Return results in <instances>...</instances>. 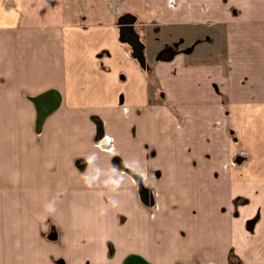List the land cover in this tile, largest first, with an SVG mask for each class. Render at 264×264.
Listing matches in <instances>:
<instances>
[{
  "label": "crops",
  "instance_id": "obj_1",
  "mask_svg": "<svg viewBox=\"0 0 264 264\" xmlns=\"http://www.w3.org/2000/svg\"><path fill=\"white\" fill-rule=\"evenodd\" d=\"M263 135L264 0H0V264H264Z\"/></svg>",
  "mask_w": 264,
  "mask_h": 264
},
{
  "label": "water",
  "instance_id": "obj_2",
  "mask_svg": "<svg viewBox=\"0 0 264 264\" xmlns=\"http://www.w3.org/2000/svg\"><path fill=\"white\" fill-rule=\"evenodd\" d=\"M129 17L128 15L126 17H123L124 22H126L124 24L123 27H121V36L123 37V41L127 42L129 44V46L132 48V51L134 53L135 58L137 59L138 63L140 64L141 67H145L146 65V60H145V56H144V46L142 44V42L139 40L138 35L136 34V32L133 29V26L131 24V20H127ZM128 23V24H127ZM133 23V21H132ZM54 95V94H52ZM45 96H43L42 98L37 99V105H38V111H39V118L42 119L45 114L47 113V111L49 109H53L54 108V104L57 102V97H52V101L50 103V108L47 110L46 108H43L42 105V100L47 98L48 95L44 98ZM241 158L237 159V163H241ZM116 165H118V167L123 168L122 165H120L119 163H117ZM139 194L141 197V200L145 203V204H149L153 203V198L148 194V191L142 187V185L139 183ZM124 262H126V264H137L135 262H138V264H148L146 260H144L143 258H140L138 256H128Z\"/></svg>",
  "mask_w": 264,
  "mask_h": 264
},
{
  "label": "rangeland",
  "instance_id": "obj_3",
  "mask_svg": "<svg viewBox=\"0 0 264 264\" xmlns=\"http://www.w3.org/2000/svg\"><path fill=\"white\" fill-rule=\"evenodd\" d=\"M123 20V18H121L119 21H122ZM141 39V38H140ZM141 42H142V40H140ZM155 42H153V41H151L150 42V44H151V46L153 47V44H154ZM143 44V43H142ZM155 48V47H154ZM148 51V50H147ZM143 52H144V50H143ZM134 54V53H133ZM144 56H145V53H144ZM145 60H146V57H145ZM145 69H147V62H146V65H145V67H144ZM152 90H153V88H152ZM151 92H153V91H151ZM154 93V92H153ZM155 95L156 96H160V92L159 93H155ZM231 132H232V130L229 128L228 130H227V133H228V135H229V138L231 139L230 141H233V139H234V136H233V134H231ZM264 136V135H263ZM263 136H261L257 141L258 142H260V140L263 138ZM261 148H264V147H258V149H261ZM240 153H234V155H232L230 158H229V160H228V162L229 163H233V164H235V160H236V158H237V156L239 155ZM246 157V156H245ZM239 158V157H238ZM115 162L116 163H119L117 160H115ZM120 164V163H119ZM117 168H119L118 167V165H116V164H114ZM237 165V164H236ZM121 169H123V168H121ZM263 175V174H262ZM152 193H153V191H152ZM140 195V194H139ZM144 203V202H143ZM145 204V203H144ZM146 206H148V207H151V206H154L153 205V203H150L149 202V204H145Z\"/></svg>",
  "mask_w": 264,
  "mask_h": 264
},
{
  "label": "clouds",
  "instance_id": "obj_4",
  "mask_svg": "<svg viewBox=\"0 0 264 264\" xmlns=\"http://www.w3.org/2000/svg\"><path fill=\"white\" fill-rule=\"evenodd\" d=\"M114 183H118V181L117 182H114ZM48 208H49V210H54V207H53V205H48Z\"/></svg>",
  "mask_w": 264,
  "mask_h": 264
}]
</instances>
